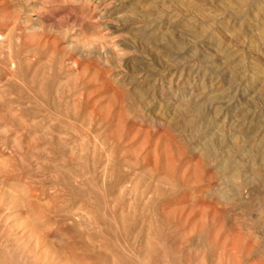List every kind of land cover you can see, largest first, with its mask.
<instances>
[{"label": "rangeland", "instance_id": "rangeland-1", "mask_svg": "<svg viewBox=\"0 0 264 264\" xmlns=\"http://www.w3.org/2000/svg\"><path fill=\"white\" fill-rule=\"evenodd\" d=\"M0 264H264V0H0Z\"/></svg>", "mask_w": 264, "mask_h": 264}]
</instances>
